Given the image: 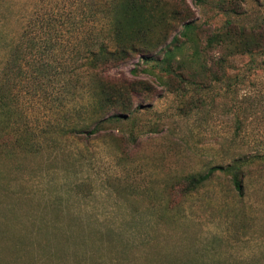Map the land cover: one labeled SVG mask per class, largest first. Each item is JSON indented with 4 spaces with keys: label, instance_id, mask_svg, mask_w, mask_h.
Listing matches in <instances>:
<instances>
[{
    "label": "rangeland",
    "instance_id": "rangeland-1",
    "mask_svg": "<svg viewBox=\"0 0 264 264\" xmlns=\"http://www.w3.org/2000/svg\"><path fill=\"white\" fill-rule=\"evenodd\" d=\"M228 1L162 0L174 18L159 30L165 44L182 42L181 77L130 57L111 75L140 81V93L96 130L84 127L87 93L72 78L16 79L21 113L0 125V264H264V47L234 53L220 41L264 35V0ZM85 2L0 0V71L21 44L32 64L48 61L50 26L72 36L65 4L89 32ZM58 56L56 72L71 55ZM24 127L34 150L12 147ZM234 162L242 193L217 168ZM211 168L203 186L184 188Z\"/></svg>",
    "mask_w": 264,
    "mask_h": 264
},
{
    "label": "trees",
    "instance_id": "trees-1",
    "mask_svg": "<svg viewBox=\"0 0 264 264\" xmlns=\"http://www.w3.org/2000/svg\"><path fill=\"white\" fill-rule=\"evenodd\" d=\"M162 0H89L85 2L87 10L92 16L91 30L85 32L77 28L76 8L65 4L61 15L65 26L72 36L65 38L61 30L55 26L48 29L44 35L41 57L48 61L32 64L22 50V44L9 51L4 68L0 71V125L8 126L9 117L18 114V94L15 90L17 78H29L31 70L32 78L42 76L46 78L52 73H57L64 78H72L74 86H81L87 93L84 104L89 117L84 127L97 128L101 120L111 114L122 116L132 110L134 99L140 93V81L135 79L118 80L112 78L111 70L129 59L139 55L144 61L152 63L167 74H177L173 60L176 52L182 47V42L173 36L168 44H165L166 35L159 30L161 26L174 17L164 8ZM228 5H234L230 0ZM232 10L236 8L232 6ZM158 11V13L156 12ZM175 14V13H174ZM221 44L228 43L232 47H238L234 53L252 54L254 49L264 47L263 33L248 35L244 29L224 33ZM71 39V40H69ZM75 44L80 45L77 50H72ZM160 43H164L158 48ZM35 45L32 44L30 47ZM236 45V46H235ZM69 53V61H65L60 72H56V63L59 64V52ZM71 61V62H70ZM56 62V63H55ZM55 67V68H53ZM135 73V69H131ZM40 77V78H42ZM39 78V77H38ZM21 112L19 111V114ZM17 121V120H14ZM13 121V122H14ZM12 122V123H13ZM28 127L22 129L21 137L15 140L12 147L36 149L30 137H27ZM74 129V128H73ZM31 133V132H30ZM4 142H0V151L7 149ZM215 168V167H213ZM211 168L206 173L193 172L183 179V186L187 191H195L208 180ZM231 176L236 190L243 192V170L240 164L232 163L225 167L217 166Z\"/></svg>",
    "mask_w": 264,
    "mask_h": 264
}]
</instances>
